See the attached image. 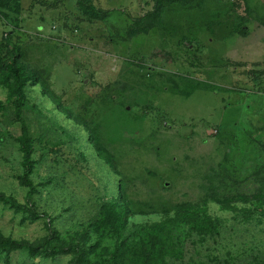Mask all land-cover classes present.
<instances>
[{"label":"rangeland","instance_id":"374dc122","mask_svg":"<svg viewBox=\"0 0 264 264\" xmlns=\"http://www.w3.org/2000/svg\"><path fill=\"white\" fill-rule=\"evenodd\" d=\"M90 1L109 14L90 18L77 0H20L3 21L0 5V67L20 46L38 73L24 111L34 132L47 131L33 154L45 157L32 175L34 201L54 218L59 241L100 240L90 261L103 260L112 241L90 233L89 221L120 195L121 182L132 204L131 233L162 223L175 205L203 208L204 197L217 192L235 206L210 201L217 230L187 232L180 260L169 264H264V212L242 201L255 192L248 177L264 162V0L167 6L144 20L157 0ZM8 95L0 86V100ZM15 120L0 116V192L24 202ZM0 234L33 242L46 229L43 220L0 204ZM71 259L18 252L11 264Z\"/></svg>","mask_w":264,"mask_h":264},{"label":"trees","instance_id":"16d2710c","mask_svg":"<svg viewBox=\"0 0 264 264\" xmlns=\"http://www.w3.org/2000/svg\"><path fill=\"white\" fill-rule=\"evenodd\" d=\"M205 0H157L154 9L145 15V18H159L167 6L180 7L192 10ZM20 0H2V19L7 20L8 11L19 8ZM77 5L81 11L90 18L103 19L109 11L96 7L90 0H77ZM137 20V19H135ZM146 27H143V29ZM38 83V73L30 68L23 58L20 46L10 52L7 60L3 61L0 67V86L8 90V98L5 102L0 100V116L7 112L15 117V122L21 124V134L15 138L16 144L22 154L23 172L20 175L21 183L28 188V193L24 202L15 197L0 192V204L24 215V218L32 221L43 220L46 234L37 241L18 240L0 234V260L3 264H11V257L14 253L26 252L29 258H57L61 256H72L73 264H169L172 261H179L180 255L184 251L187 242L186 233L194 235H204L209 231L217 230L218 225L211 215L207 213V206L210 201L219 202L226 210H231L233 206L226 205L220 199L218 193L205 196L202 203L203 208L198 206L190 207L188 203L175 205L173 214L160 224H155L149 228H141L138 233L128 231L129 210L131 202L126 194L125 185L119 184L120 195H114L112 200L106 201L100 210V214L89 221V232L99 236H107L111 239L112 245L107 249V256L103 260L90 261V255L99 247L100 240L94 246L86 243H74L59 241L58 230L54 226V218L46 211L38 208L34 201L37 193V186L32 178L35 169L42 164L44 155L36 159L33 154L38 144L43 143L47 131H35L25 119V106L28 103L26 88L29 83ZM99 154L112 162L109 155L102 152L100 143L91 138ZM264 150V146H263ZM209 181L214 185V180L209 176ZM256 184V190L252 195H246L242 201L259 204L264 212V162L261 168L250 177ZM237 199H232V201ZM201 203L196 202L195 205ZM158 206V204H157ZM161 210V209H160ZM167 215L170 214L167 207L163 208ZM88 232V231H87ZM139 236V238H135ZM91 246L94 247L91 250ZM220 262L218 264H225ZM185 264H189L186 262ZM205 264V263H200ZM243 264H261L254 262H244Z\"/></svg>","mask_w":264,"mask_h":264}]
</instances>
